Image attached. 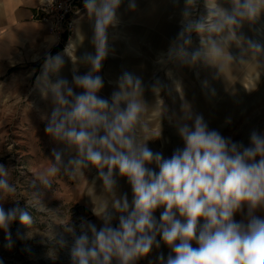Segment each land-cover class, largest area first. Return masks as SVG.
<instances>
[{"label": "clouds", "instance_id": "9594fccd", "mask_svg": "<svg viewBox=\"0 0 264 264\" xmlns=\"http://www.w3.org/2000/svg\"><path fill=\"white\" fill-rule=\"evenodd\" d=\"M82 2L92 21L93 51L79 57L86 70L74 73L71 81L59 76L64 56L49 51L35 81L51 105L44 116V132L63 149H51L52 160L37 178L50 187L51 178L62 168L73 178L94 169L105 193L99 210L93 209L102 222L99 228L89 220H82L78 236L70 223L66 228L74 235L71 264H139L153 251L158 252L156 264H264V135L253 130L245 146L210 128L185 102L174 124L183 146L170 157L154 151L150 141L160 136L144 118L149 86L143 79L125 71L110 96L101 95L105 81L100 73L112 50L110 30L121 23L124 0ZM193 3L185 0L180 31L158 63L165 56L188 64L202 58L219 60L225 47L214 37L227 31L226 39H235L234 29L264 10V0H231L230 9L213 5L210 19L193 21L186 19ZM128 8H136L135 0H128ZM193 31L208 35L200 48L190 51ZM247 42L250 48L264 51V45ZM55 43V36L48 38L49 48ZM150 87L158 94L166 86L157 80ZM8 176L0 163V193L15 198L17 189ZM120 180L130 187L131 199L127 192L118 194ZM27 208L47 211L35 194L24 207L16 199L7 208L0 203V232L8 249L14 244L11 229L17 221L28 229L33 225ZM32 236L31 231L17 232L21 240ZM56 242L61 248L67 246L63 236ZM162 246L168 249L167 256L159 251Z\"/></svg>", "mask_w": 264, "mask_h": 264}, {"label": "rangeland", "instance_id": "374dc122", "mask_svg": "<svg viewBox=\"0 0 264 264\" xmlns=\"http://www.w3.org/2000/svg\"><path fill=\"white\" fill-rule=\"evenodd\" d=\"M135 3L136 8L129 10L128 0H124L120 10L121 23L110 30L112 50L100 73L105 81L101 95L108 97L112 92L110 73L112 77H120L127 71L143 79L144 84L149 86L144 93L147 102L144 118L152 132L160 136L150 141V147L170 157L175 148L183 146L174 124L181 116V106L185 102L191 106L193 113L203 116L210 128L218 130L225 137L242 141L245 146L249 145L253 130L264 135V51L250 48L247 42L250 39L264 45V10L254 20H245L236 27L235 39H226L229 35L227 31L214 37L225 47L223 58L211 62L202 58L188 64L179 60L169 61L165 56L164 62L158 63L161 54L167 52L180 31L181 22L185 19L181 15L186 6L185 0H135ZM149 4L161 10L162 17L151 18L148 24H144L148 29L143 31L139 21L146 14L143 6ZM213 5L218 9H230L231 0H194L189 8L191 15L186 19H210ZM149 11L150 8L147 16ZM35 13L32 17L37 21ZM72 17L74 21H91L82 0H76ZM65 34L67 36H61V41L54 46L62 44L61 48L52 49V55L61 51L68 53L70 47L67 41L72 33ZM190 35L191 51L200 48L201 40L208 34L193 31ZM19 54L25 55V52ZM23 56L20 59L14 56L7 71L0 72V163L9 171V184L17 189L15 198L0 193V203L7 208L16 199L24 207L35 194L47 211L27 208L33 225L30 229L18 221L13 225L14 244L11 249L5 247L4 234L0 232V260L3 264H71L74 235L66 228L70 223L77 236L81 234L82 220L92 221L99 228L102 222L93 214V209L96 206L99 210L105 193L94 169L73 178L62 168L57 176L51 178L50 187L37 178V174L52 160L51 149H63L44 132V116L50 112L51 105L35 86L44 57L26 61L29 57L24 56L22 60ZM85 70V65L72 66L65 58L58 75L71 81L74 73ZM52 79H56V76L53 75ZM157 80L166 87L155 94L150 85ZM205 90L211 91L210 94L206 95ZM68 158V154H65V167ZM123 192H127L131 199L130 187L126 181L120 180L118 194ZM18 231L24 234L31 231L33 236L21 240L17 237ZM60 236L67 241L66 247L61 248L56 242ZM159 251L165 256L168 254L166 247L162 246ZM157 255L158 252L153 251L139 264H156Z\"/></svg>", "mask_w": 264, "mask_h": 264}, {"label": "crops", "instance_id": "0c3cea01", "mask_svg": "<svg viewBox=\"0 0 264 264\" xmlns=\"http://www.w3.org/2000/svg\"><path fill=\"white\" fill-rule=\"evenodd\" d=\"M41 0H0V72L7 71L9 63L13 57L17 56L19 59L24 56L29 57L26 61H34L33 57H44L47 52L61 41V36H57L48 30V27L40 22L33 20V14L36 12L37 4ZM143 6L146 9V14L143 15L140 28L145 31L148 29L144 24H148L150 19H161L162 11L149 4ZM148 8H150L147 16ZM166 13V12H165ZM146 16V18H144ZM92 21H75V30L68 53L61 51L64 60L67 58L68 63L79 64V57L85 51H92L91 37H92ZM140 24V25H141ZM150 25V24H149ZM166 28V27H165ZM55 36L56 43L49 48L47 40L49 37ZM69 45V44H68ZM69 47V46H68ZM67 48V47H66ZM235 48V46H234ZM23 56L22 60L25 59ZM32 56V58H30ZM110 56V54H109ZM17 60V58H16ZM109 84L111 91H113L115 82L119 77L110 73ZM211 91L205 90L206 95ZM111 94V92H110ZM241 217L236 216L239 220Z\"/></svg>", "mask_w": 264, "mask_h": 264}, {"label": "built area", "instance_id": "2783aa9c", "mask_svg": "<svg viewBox=\"0 0 264 264\" xmlns=\"http://www.w3.org/2000/svg\"><path fill=\"white\" fill-rule=\"evenodd\" d=\"M75 2L76 0H42L34 18L45 24L51 33L57 36L72 33L74 27L72 14Z\"/></svg>", "mask_w": 264, "mask_h": 264}, {"label": "bare ground", "instance_id": "6f19581e", "mask_svg": "<svg viewBox=\"0 0 264 264\" xmlns=\"http://www.w3.org/2000/svg\"><path fill=\"white\" fill-rule=\"evenodd\" d=\"M74 30H75V21H74V27H73L72 34H71V36L69 37V39L67 41V43L69 44V47H70V45L72 43V39H73V35H74Z\"/></svg>", "mask_w": 264, "mask_h": 264}, {"label": "trees", "instance_id": "16d2710c", "mask_svg": "<svg viewBox=\"0 0 264 264\" xmlns=\"http://www.w3.org/2000/svg\"><path fill=\"white\" fill-rule=\"evenodd\" d=\"M62 36H63V38H65L67 35L66 34H63ZM61 45L62 44L57 45L56 47L53 48V50L54 51L57 50V49L59 50L61 48Z\"/></svg>", "mask_w": 264, "mask_h": 264}]
</instances>
